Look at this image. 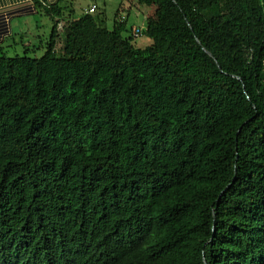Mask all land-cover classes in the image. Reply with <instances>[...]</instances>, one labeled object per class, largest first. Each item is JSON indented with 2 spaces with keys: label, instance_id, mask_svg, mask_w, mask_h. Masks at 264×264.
<instances>
[{
  "label": "trees",
  "instance_id": "obj_1",
  "mask_svg": "<svg viewBox=\"0 0 264 264\" xmlns=\"http://www.w3.org/2000/svg\"><path fill=\"white\" fill-rule=\"evenodd\" d=\"M63 1L0 56V264H264V0Z\"/></svg>",
  "mask_w": 264,
  "mask_h": 264
},
{
  "label": "rangeland",
  "instance_id": "obj_2",
  "mask_svg": "<svg viewBox=\"0 0 264 264\" xmlns=\"http://www.w3.org/2000/svg\"><path fill=\"white\" fill-rule=\"evenodd\" d=\"M91 1L92 0H75L73 7L76 10V15L79 16L82 13L81 8L85 7ZM95 1L100 9V12L105 13V26L108 29H112L113 18L119 9L120 3L123 2L126 8L129 7V1L127 2V0H109L108 2L106 0ZM105 4L107 5L106 7ZM145 11L147 10L144 8V6L137 9L134 7L131 8L128 20L125 25L126 33L123 34V36L128 37L130 35L132 26L141 30L142 33L140 36L133 39V44L138 48H145L148 46L146 45V39L148 38L143 33L146 29L145 20L143 19V14ZM121 14L125 17L123 13ZM25 19V22H20L22 34L14 35L13 40L12 38H9L4 43L0 44V56L14 57L16 55H27L30 58H40L44 54L45 47L43 44H45L46 41L44 40H46V38L49 36L51 21L42 12H37L34 16H30ZM37 38H39V42H42L35 44V50L30 48V52L25 51V48L20 44L21 41L24 45L32 44L34 39ZM149 42L150 45L152 43L150 39Z\"/></svg>",
  "mask_w": 264,
  "mask_h": 264
},
{
  "label": "crops",
  "instance_id": "obj_3",
  "mask_svg": "<svg viewBox=\"0 0 264 264\" xmlns=\"http://www.w3.org/2000/svg\"><path fill=\"white\" fill-rule=\"evenodd\" d=\"M57 1L58 0H45L48 4H55ZM106 1L108 2L109 0ZM92 5H95L97 9L99 8L96 1L92 0L85 7L81 8V12L84 13ZM106 6L107 5L105 4V7ZM120 7L123 6H119V8ZM72 8L75 9L73 6ZM36 13V0H0V44L4 43L9 38H13L14 35L22 34L20 22H25V18L34 16ZM132 28H134V26H132ZM146 40V45H149V39Z\"/></svg>",
  "mask_w": 264,
  "mask_h": 264
},
{
  "label": "built area",
  "instance_id": "obj_4",
  "mask_svg": "<svg viewBox=\"0 0 264 264\" xmlns=\"http://www.w3.org/2000/svg\"><path fill=\"white\" fill-rule=\"evenodd\" d=\"M95 10H96V6H95V5H92V6L86 11V13H88V14H93V13L95 12ZM124 18H125V17H124L122 14L119 15V21H120V22L124 21ZM133 32H134V33H133L134 37H137V36L140 35V30H139V29H134Z\"/></svg>",
  "mask_w": 264,
  "mask_h": 264
},
{
  "label": "clouds",
  "instance_id": "obj_5",
  "mask_svg": "<svg viewBox=\"0 0 264 264\" xmlns=\"http://www.w3.org/2000/svg\"><path fill=\"white\" fill-rule=\"evenodd\" d=\"M88 9H89V8H88ZM88 9H87V10H88ZM96 9H97V7H96ZM87 10H86V11H87ZM86 11H85L84 13H86ZM95 12H96V10H95ZM95 12H94V13H95ZM94 13H93V14H94ZM86 14H88V13H86ZM119 15H120V14H119Z\"/></svg>",
  "mask_w": 264,
  "mask_h": 264
}]
</instances>
